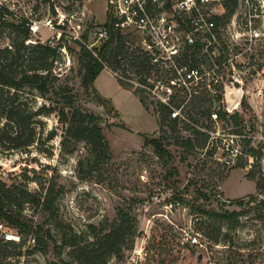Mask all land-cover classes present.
Segmentation results:
<instances>
[{
  "label": "rangeland",
  "instance_id": "obj_1",
  "mask_svg": "<svg viewBox=\"0 0 264 264\" xmlns=\"http://www.w3.org/2000/svg\"><path fill=\"white\" fill-rule=\"evenodd\" d=\"M108 1L84 0L81 7L76 4L65 10L70 6L68 0H55L54 14L48 5L36 0H0V11L11 13L6 16L8 22L22 18L42 24L52 21V28L43 26L38 33L31 34L28 43L51 42L56 48L64 45L59 49L53 69L60 79L54 87L57 90L60 85L70 86L77 105L101 117L103 134L110 147L109 158L102 162H98L84 142L64 147L65 127L54 113L40 119L42 126L34 146L13 152L0 148V180L8 185L23 182L39 196H44L47 190L52 192L55 201L52 214L43 211L42 206L27 204L23 213L26 224L34 229L36 226L51 228L59 244L70 238L84 244L86 240L92 241L87 231L89 225L108 228L123 210L135 220L138 237L132 247L126 245L109 264H264V205L261 203L264 197L257 196L255 202L246 201L243 207L236 203L257 194L256 181L247 177L254 160L248 155L239 154L234 159L224 154L219 149L223 141L211 136L216 132L221 137H228L232 132L242 133L247 137L235 139L241 151L245 140H251L252 146L261 147L264 152L263 110L244 104L239 111L216 123L208 113L225 112L224 107L207 105L191 109L188 115L194 128L208 135L206 146L190 149L178 146L170 138L173 158H158L151 147L144 146V136L162 134L158 107L143 108L139 100L143 96L121 86L108 70L102 72L94 86L102 97L111 101L118 117L110 106L100 104L90 87L83 85L85 72L79 61L78 43L97 53L93 47L95 34L108 21L109 13H105ZM10 31L7 27L0 29L1 47L11 45ZM30 91L22 99H28L36 108L57 102L52 93L42 98ZM235 114L242 116L239 124L231 118ZM163 130L170 131L169 122ZM180 136L194 138L191 130L182 131ZM262 166L264 169V160ZM196 204L218 213L236 211L242 215L233 224L221 222L197 214ZM56 224L60 230L54 228ZM217 228H221L223 236L215 243L207 234L216 235ZM18 238L14 242L23 243L20 247L7 248L0 232V264L58 262L52 244L49 254L42 255L35 247L33 235L28 238L18 235ZM62 258L67 264H78L65 251Z\"/></svg>",
  "mask_w": 264,
  "mask_h": 264
},
{
  "label": "trees",
  "instance_id": "obj_2",
  "mask_svg": "<svg viewBox=\"0 0 264 264\" xmlns=\"http://www.w3.org/2000/svg\"><path fill=\"white\" fill-rule=\"evenodd\" d=\"M36 1L39 4L48 5L52 12L56 13L55 0ZM68 2L70 6H66L65 10L72 9L76 4L81 7L84 0H68ZM9 15H11L9 11H6V13L0 11V29L7 27L11 30V45L0 46V148L7 152H13L25 151L34 146L38 141V130L42 126L40 119L55 113L59 122L65 127L64 140L62 141L64 147H67V145L68 147L70 145L76 146V144L84 142L90 146L91 152L97 156L98 162L107 160L110 156V147L103 134L101 117L78 106L76 95L70 86L60 85L57 90L54 87L60 79L54 75L53 69L59 49H62L64 45L59 44L56 48L51 45V42L47 44L40 42L36 44L28 43L32 34L31 22L25 18L20 19L18 22H8L6 16ZM106 25L110 30V37L105 47L100 51L97 50L98 56H96L85 45L78 43L81 48L79 61L82 70L85 72L83 85L90 87L100 104L110 106L109 109L118 117L111 101L102 97L94 86L96 79L105 70L100 59L106 61L109 67L114 69L116 67V57L125 52L123 37L116 31L114 21L110 16ZM61 37H63V34ZM128 62L130 66L139 67V69L147 66V60L136 54L132 55ZM120 83L121 86L123 85L132 90L130 86ZM27 90H31V93H39L42 98L52 93L57 102L56 104L45 103L36 108L29 104L28 99H22L23 96L30 94ZM140 102L144 107H148L144 96L140 98ZM207 103L208 100L204 97L193 104L190 110L207 106ZM208 106L213 107L212 105ZM158 108L160 114L159 126L162 134L159 137L144 136V146L151 147L158 158L162 160L173 158L169 150L170 138H174L175 144L181 147L195 149L206 146L208 135L196 130L192 121V124H180L176 119L171 118V112L166 107L158 106ZM214 113L218 115L219 119H226L229 116L227 112H209L208 115L212 117ZM231 118L236 124L242 121V116L239 114H235ZM167 122L170 124V131L163 130ZM188 130H191L194 138L180 136L182 131L187 132ZM174 134H177V136L174 137ZM247 155L254 160L247 177L249 180L256 181L257 194H251L236 201L240 207L245 206L246 201L248 203L255 202L257 196L264 197L263 148L252 146L251 140H245L241 157ZM242 167L245 168L246 165H242ZM54 202L52 192L49 190L46 191L44 196H39L33 194L23 182L8 185L0 180V221L5 222L19 236L28 238L33 235L35 247L42 255L49 254V247L52 244L59 260L50 264H67V261L62 258L64 251L69 258L74 262H78V264H109V260L122 252L126 245L129 244L132 247L138 237L135 220L128 213L120 210L117 218L108 228L98 229L97 226L93 225L87 227L89 235L92 236V241L88 242L86 240L83 241V244L81 241L70 238L59 244L55 240L51 228L45 229L42 226H36L34 229L26 224V218L23 214L24 207L27 204L42 206L43 211L52 214ZM261 203L264 205V201ZM194 209L201 216L214 218L221 222H232V224L234 221H238L242 215L236 211L218 213L216 210H207L199 204H196ZM54 228L61 229L59 224H56ZM221 236H223L221 228H217L216 235L207 234V237L215 243L220 242ZM86 239H90V237L87 236ZM3 241L4 247L7 248H18L23 244H17L14 241ZM65 249H68V251Z\"/></svg>",
  "mask_w": 264,
  "mask_h": 264
},
{
  "label": "built area",
  "instance_id": "obj_3",
  "mask_svg": "<svg viewBox=\"0 0 264 264\" xmlns=\"http://www.w3.org/2000/svg\"><path fill=\"white\" fill-rule=\"evenodd\" d=\"M107 12L125 52L114 69L100 61L117 81L141 93L146 105L166 107L180 124H192L188 112L204 97L229 115L244 104L264 112V0H109ZM43 26L52 28V21H31V32ZM95 35L93 47L100 51L110 37L106 23ZM134 54L147 66H130ZM212 118L219 120L216 113ZM211 136L234 159L242 154L235 139L247 137ZM0 232L7 242L19 239L3 221Z\"/></svg>",
  "mask_w": 264,
  "mask_h": 264
},
{
  "label": "crops",
  "instance_id": "obj_4",
  "mask_svg": "<svg viewBox=\"0 0 264 264\" xmlns=\"http://www.w3.org/2000/svg\"><path fill=\"white\" fill-rule=\"evenodd\" d=\"M106 11H107V2H106L105 13H106ZM104 19H105V18H104ZM104 19H103L102 21H104ZM103 72H104V71H103ZM101 74H102V73H101ZM101 74H100V75H101ZM100 75H99V76H100ZM138 99H139V98H138ZM139 100H140V99H139ZM140 103H141V102H140ZM143 108H144V106H143Z\"/></svg>",
  "mask_w": 264,
  "mask_h": 264
}]
</instances>
